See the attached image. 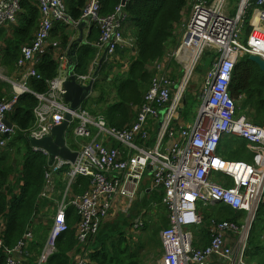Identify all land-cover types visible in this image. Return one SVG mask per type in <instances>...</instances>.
<instances>
[{
  "label": "built area",
  "instance_id": "1",
  "mask_svg": "<svg viewBox=\"0 0 264 264\" xmlns=\"http://www.w3.org/2000/svg\"><path fill=\"white\" fill-rule=\"evenodd\" d=\"M66 1H37L41 17L34 39L22 46L12 75L0 77L11 84L13 93L11 99L5 97L0 101V152L15 134V125L8 126L5 119H9L8 112L22 94L31 93L38 99L35 124L26 131L28 137L50 135L52 127L61 123L67 112L72 113L66 139L69 147L78 151L75 161L51 157L47 150L33 147L48 155L51 164L42 197L53 199L57 177L62 176L66 184L63 190H57L63 197L53 216L39 263L46 262L56 251L58 238L69 229L66 210L70 205L80 217L75 224L76 235L80 244L88 247L110 214L129 211L140 196L141 186L151 179L150 190H163L161 204L167 208L170 222L160 233L163 244L160 264H247L251 228L264 203V124L254 123L240 111L238 101L230 93V83L240 57L258 54L264 58V0H195L180 31L181 41L174 50L176 62L182 68L186 66L185 73L182 75L181 69L178 80H172L166 74L167 60L150 65L149 69L154 68L156 75L143 103L139 108L136 106V118L121 128L110 125L102 114L94 115L85 108L88 99L77 109H71L64 99V84L69 74H75L80 83L87 84L93 79L96 66L87 74H79L75 71L77 61L70 56L71 44L63 45L57 40L50 43L52 31L60 23L68 28H83L84 42L100 51L99 55L96 53L95 64L99 65L102 56H105L103 62L111 61L119 47L132 46L133 39L125 36L128 14L124 11L132 0H126L124 5L121 0L115 11L106 15L102 14V0H89L79 18L69 14ZM22 2L0 0V28L17 25ZM250 15L253 18L245 43V24ZM94 27L98 28L99 36L91 40L89 35ZM51 45L58 58V73L48 80V91L39 93L28 82L31 77H41L36 65ZM207 53H215L217 58L214 57L198 85L197 112L186 121L181 117L184 97L200 59ZM191 65L192 71L185 82ZM225 135L245 139L253 160L222 157L218 148ZM218 173L226 178H218ZM80 175L89 177L91 184L84 193L76 194L72 185ZM219 203L238 213L245 212V223L241 226L237 221L210 218L206 225L213 235L210 243L195 246L199 238L193 227L203 223L199 210ZM134 222L136 226L139 224ZM33 238L30 229L9 250L6 264H24L27 246ZM3 243L0 239V248ZM91 250L89 247L86 253ZM87 258L88 254L81 255L77 264H89Z\"/></svg>",
  "mask_w": 264,
  "mask_h": 264
},
{
  "label": "trees",
  "instance_id": "2",
  "mask_svg": "<svg viewBox=\"0 0 264 264\" xmlns=\"http://www.w3.org/2000/svg\"><path fill=\"white\" fill-rule=\"evenodd\" d=\"M37 1L23 0L17 25L0 28V45L3 46L0 63L10 75L16 68L22 46L33 41L38 29L41 12ZM120 2L121 0H102V14L114 12ZM188 2L189 0H132L126 5L124 11L128 16L125 22L128 23L127 29L131 28L134 31L132 46L135 47V54H130L132 46L119 47L114 59L103 62L100 67L96 66L98 74L94 87L95 91H98V96L89 97L84 104L85 108L94 115L102 114L110 125L119 128L130 124L136 118L137 114L133 106L138 108L141 106L144 94L156 75L149 66L165 60L168 62V51L175 49L181 41L182 34L177 33V28L183 21V9ZM66 3L69 14L73 18H79L87 0H67ZM251 17L253 18L251 15L247 18L245 24L247 32L251 29ZM67 29V26L58 24L52 31L50 44L61 38L63 45H67L69 41ZM98 36L99 30L94 27L89 38L95 40ZM125 36L131 35L126 33ZM52 47V45L49 47L36 65L37 73L41 77H31L28 82L30 88L39 93L48 91V80L58 73L59 62ZM96 53L97 48L91 44L74 43L70 56L77 61L75 71L79 74L89 73L90 62ZM211 64L212 60L209 61L208 68ZM109 67L113 72L118 69L117 67L122 68V71L113 75L107 74ZM180 74L181 71L173 76L174 80H178ZM195 90L196 87L194 92ZM230 93L238 101L241 112L246 113L254 123L264 124V71L249 59L248 54L240 57L235 65ZM5 97L8 99L13 97L12 86L0 80V101ZM196 102H198L196 97H187V102L181 110V117L186 121L192 119ZM37 104L38 99L33 94L25 93L18 98L12 111L7 114L15 125V134L9 138L8 145L0 152V239L4 241L0 248V264H6L9 250L14 248L30 229L34 238L27 246L24 264H40V256L49 231V225H44L42 218L47 219L52 210L54 213L57 212L58 203L63 197V194L57 190H63L66 185L62 176L57 177V190L53 199L42 197L46 172L51 167L50 159L43 152L34 150L30 138L26 135V131L35 124L34 109ZM246 143L247 141L241 137L225 135L220 141L218 153L224 154L227 159L252 161L253 156L247 149ZM229 146H238V148L229 154L226 151ZM11 148L16 150V155L13 157L9 151ZM90 184L89 177L80 175L72 185V192L82 194ZM162 198L163 190L159 188L152 189L143 197H138L143 207L152 202L158 203L157 207L160 206L164 210L156 230L152 225H148V222L145 223L144 227L153 229L150 243L158 238L162 228L170 225L167 208L161 204ZM263 206L264 203L260 205L251 228L246 255L247 264H264V233H261L259 226L255 224L263 215ZM204 209L203 223L193 227L199 238V241L194 242L195 246L210 243L213 235L206 227L210 218L217 221H238L239 215L242 214L223 203L209 205ZM66 214L69 229L58 238L56 251L41 264H77V260L83 254H88L89 264H129L121 258L129 253V248L123 247L126 238L122 234L133 216H123L121 222L107 220L94 241L89 243L88 247H84L76 235L75 224L80 220L76 208L70 205ZM262 230L264 231V226ZM117 234H120V237L111 241V246L114 248L111 251L107 241ZM118 242L119 246H117ZM160 246L158 238L157 247H153L155 253L159 252ZM89 247L92 250L86 253ZM136 253L135 251L128 255L127 260L131 261L130 264H136L133 261L137 257Z\"/></svg>",
  "mask_w": 264,
  "mask_h": 264
},
{
  "label": "rangeland",
  "instance_id": "3",
  "mask_svg": "<svg viewBox=\"0 0 264 264\" xmlns=\"http://www.w3.org/2000/svg\"><path fill=\"white\" fill-rule=\"evenodd\" d=\"M194 1L195 0H189L187 6L183 9V17H185L186 19L183 20L182 23H180L178 25V28H177L178 32L177 33H180V31H182V29L186 25L187 19H188L189 14H190L189 13V11H190L189 4L191 7ZM232 1L234 2V0H232ZM252 14L253 13L251 12V15ZM249 33L250 32L245 31V37L243 39V41L245 43L249 37ZM174 50L175 49H173L172 51H168L167 56L169 57V60H168V62L165 63L166 64V74L172 80L174 79L173 76L178 75L179 72L181 71V69H183V71H182V75H183V73H185V68H186L185 65L182 68V66L181 65L179 66V64L176 62L177 61L175 59L176 55L174 54L176 50L175 51ZM2 55H3V52H1L0 56H2ZM214 57L217 58V55L215 53H207V54H204L202 56V58L200 59L198 65L196 67V70H195V73L192 77V80H190V83L188 85L187 97H190V98L196 97L198 85L201 82V80H203V78L205 76V73H206L208 66H209V61L210 60L213 61ZM117 68L120 69L119 67H117ZM6 74H7L6 69L3 66H0V77L1 76H8ZM107 74L113 75V74H116V71L113 72L111 70V67H109ZM116 79L120 80L118 78H116ZM195 87L197 88V90H195L196 92H194ZM97 96H98V91L94 90V92L92 93V95L90 97H97ZM198 106H199V103L196 102L194 104L193 111H192L194 115L197 112ZM78 140L81 141L82 139L78 138ZM237 148H238V146H234V147L229 146L228 148H226V151L230 154L233 152V150H235ZM9 151L12 154L11 157L16 155L15 149L11 148ZM220 155L222 157L226 158V156L224 154H220ZM218 178H226V176L222 173H218ZM150 204H148L146 207H143L141 202H139V200H136L134 202L133 207L129 211H122V210L113 211L110 214V216L106 219V221L107 220H110V221L117 220V221L121 222L123 220V218H121V217L133 216L134 219L133 218L130 219V221L126 225V229L124 230V233L122 234L126 238L124 243H123V247L124 248L128 247L129 253L124 255V256H121V258H124V261L128 262L129 264L131 261L127 260V258L129 257L128 255L135 252V251L137 252L136 253L137 257H135L133 259V261H135L136 264H158L159 263V254L155 253L153 250V247H155V246L157 247L158 238H155V240H152V242L150 243L149 241H150V237L152 235L153 229L152 228L150 229V228H147L144 226H145V223L148 222V225L149 224L152 225L154 230H156L157 226L159 225L158 223L161 221V218L164 214V210L161 209L160 206L157 207V206H154L153 203L151 205ZM208 206H206V207H208ZM206 207H202L199 210L202 215H203V213H205L204 208H206ZM46 210H48V207L46 208ZM263 210H264V206H263ZM45 212H47V211H45ZM52 212L54 213V210H52ZM52 212H50L48 214L47 219L42 218V221L47 223V224H51V222H52L51 217L54 216V214ZM246 216H247V214L245 212H242V214L239 215L237 222H239L241 224V226L245 223ZM134 221H138L139 224L136 226V222H134ZM255 224L259 226L261 233L262 232L264 233V231L262 230V227L264 226V212H263V215L259 219H257ZM119 237H120V234H117L115 237H113L107 241V243L110 245L109 248L111 251L114 249L111 246V241L117 240V239H119ZM158 237L160 238V235ZM248 242H249V240H248ZM117 246H119V242L117 243Z\"/></svg>",
  "mask_w": 264,
  "mask_h": 264
},
{
  "label": "water",
  "instance_id": "4",
  "mask_svg": "<svg viewBox=\"0 0 264 264\" xmlns=\"http://www.w3.org/2000/svg\"><path fill=\"white\" fill-rule=\"evenodd\" d=\"M122 4H126V0H122ZM105 56H102L99 67L103 64ZM249 59L256 63L262 71H264V58L259 55L250 54ZM98 71L94 72L93 79L87 84L80 83L75 74L70 73L69 78L66 80L64 99L70 104L71 109H77L81 104L84 103L95 90V80L97 78ZM95 78V80H94ZM187 102V97H184V104ZM72 120V113L67 112L65 119L55 124L51 129V134L42 138L29 137L30 143L33 147L43 148L48 151L51 157L61 156L62 158L70 159L75 161L78 156V151L72 150L66 139V132ZM8 126L13 127L14 123L10 119H5ZM149 169H152L149 166ZM148 189L147 191H149ZM145 194L141 192V197ZM256 217V216H255Z\"/></svg>",
  "mask_w": 264,
  "mask_h": 264
},
{
  "label": "crops",
  "instance_id": "5",
  "mask_svg": "<svg viewBox=\"0 0 264 264\" xmlns=\"http://www.w3.org/2000/svg\"><path fill=\"white\" fill-rule=\"evenodd\" d=\"M89 0H87V2H88ZM189 8H190V11H189V13H191V7H190V4H189ZM190 15V14H189ZM186 18L184 17L183 18V20H185ZM127 26H128V23H125V31H126V33L128 34V35H131L130 37L133 39L134 38V36H133V34H134V31L131 29V28H128L127 29ZM67 33H69V41H68V44H71L70 45V47L72 48V45L74 44V43H76V44H87V43H85L84 42V39H85V35H86V31H85V29H83V28H81V29H73L72 27H69L68 29H67ZM57 41H62L61 40V38L59 39V40H57ZM133 47V46H132ZM131 47V48H132ZM3 48V47H2ZM3 50L2 49H0V54H1V52H2ZM99 52V53H98ZM97 53H98V55L100 54V51H97ZM131 55H133V54H135V47H133V49H132V52L130 53ZM97 56V55H96ZM96 56L91 60V62H90V66L91 67H93V66H98V65H96L95 64V61L96 60H98V59H96ZM74 62H75V60H73ZM122 63H123V61H122ZM189 69L190 70H188V73H187V77H186V79H185V82L187 81V79L189 78V76H190V73H191V71H192V65L189 67ZM150 70L151 71H153L154 72V68H153V70H152V67L150 68ZM122 71V68H120V69H116V74L117 73H119V72H121ZM111 101H113L112 99H111ZM133 110L135 111V113H137V107H134L133 106ZM131 111V110H130ZM136 117V116H135ZM152 186V183H151V179H146V181L144 182V184L141 186V188H140V190H141V192L142 191H144L145 193H148L149 191H151V190H149V191H147L148 189H150V187ZM141 192H140V197H141ZM145 195V194H144ZM143 195V196H144ZM142 196V197H143ZM161 220H162V218H161ZM163 229V228H162ZM161 229V230H162ZM161 230H160V232H159V235H160V233H161ZM159 238V237H158ZM159 242H160V244H161V246L159 247V252L157 251V254H159V263L158 264H160V258H161V255H162V253H163V244H162V240H161V235H160V238H159ZM93 246V245H92ZM92 249V248H91ZM144 262V261H143Z\"/></svg>",
  "mask_w": 264,
  "mask_h": 264
},
{
  "label": "clouds",
  "instance_id": "6",
  "mask_svg": "<svg viewBox=\"0 0 264 264\" xmlns=\"http://www.w3.org/2000/svg\"><path fill=\"white\" fill-rule=\"evenodd\" d=\"M250 21H252V19L250 18ZM255 55H258V54H255ZM260 56V55H259ZM47 199V198H46ZM47 208V207H46ZM53 213V212H52ZM54 215H55V213H53ZM257 214V213H256ZM256 218V217H255ZM255 220V219H254ZM51 221L53 222V216L51 217ZM52 222H51V224H47V223H45V222H43L44 223V225H49V231H50V228L52 227ZM49 231H48V233H49ZM44 263V262H43Z\"/></svg>",
  "mask_w": 264,
  "mask_h": 264
},
{
  "label": "bare ground",
  "instance_id": "7",
  "mask_svg": "<svg viewBox=\"0 0 264 264\" xmlns=\"http://www.w3.org/2000/svg\"><path fill=\"white\" fill-rule=\"evenodd\" d=\"M9 52H10V51H9ZM189 67H190V66H188V70H190ZM38 80H39V79H38Z\"/></svg>",
  "mask_w": 264,
  "mask_h": 264
}]
</instances>
